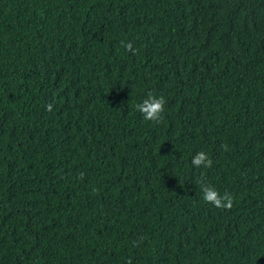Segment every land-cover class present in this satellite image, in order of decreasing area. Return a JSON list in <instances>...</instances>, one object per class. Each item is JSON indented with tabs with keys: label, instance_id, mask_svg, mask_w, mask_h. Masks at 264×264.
<instances>
[{
	"label": "trees",
	"instance_id": "16d2710c",
	"mask_svg": "<svg viewBox=\"0 0 264 264\" xmlns=\"http://www.w3.org/2000/svg\"><path fill=\"white\" fill-rule=\"evenodd\" d=\"M129 261L264 264V0H0V264Z\"/></svg>",
	"mask_w": 264,
	"mask_h": 264
},
{
	"label": "clouds",
	"instance_id": "9594fccd",
	"mask_svg": "<svg viewBox=\"0 0 264 264\" xmlns=\"http://www.w3.org/2000/svg\"><path fill=\"white\" fill-rule=\"evenodd\" d=\"M122 47L126 50L132 49V44L121 42ZM165 99L163 96H156L149 92L145 99L136 105V110L142 114L144 120L159 122L161 114L164 111ZM46 110L51 111L52 105H46ZM222 148L227 150L226 145H222ZM191 164L195 168H210L212 166V160L209 158L208 154L200 151L194 155L191 160ZM80 178H83V173L80 174ZM202 199L218 209H230L233 205V197L231 194L225 192L221 194L215 187L211 186L207 182L201 184ZM129 264L131 262L129 261Z\"/></svg>",
	"mask_w": 264,
	"mask_h": 264
}]
</instances>
